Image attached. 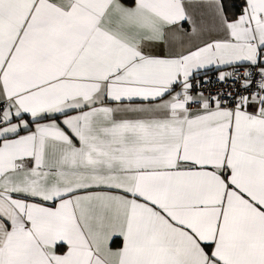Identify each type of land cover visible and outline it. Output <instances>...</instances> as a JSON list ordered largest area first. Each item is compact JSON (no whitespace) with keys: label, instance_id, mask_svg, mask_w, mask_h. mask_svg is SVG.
I'll use <instances>...</instances> for the list:
<instances>
[{"label":"snow or ice","instance_id":"snow-or-ice-1","mask_svg":"<svg viewBox=\"0 0 264 264\" xmlns=\"http://www.w3.org/2000/svg\"><path fill=\"white\" fill-rule=\"evenodd\" d=\"M0 264H264V0H0Z\"/></svg>","mask_w":264,"mask_h":264}]
</instances>
